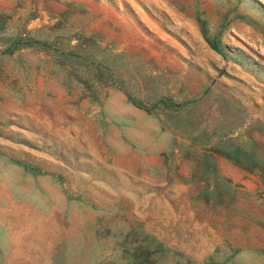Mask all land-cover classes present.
<instances>
[{
  "label": "rangeland",
  "instance_id": "rangeland-1",
  "mask_svg": "<svg viewBox=\"0 0 264 264\" xmlns=\"http://www.w3.org/2000/svg\"><path fill=\"white\" fill-rule=\"evenodd\" d=\"M0 264H264V0H0Z\"/></svg>",
  "mask_w": 264,
  "mask_h": 264
},
{
  "label": "trees",
  "instance_id": "trees-1",
  "mask_svg": "<svg viewBox=\"0 0 264 264\" xmlns=\"http://www.w3.org/2000/svg\"><path fill=\"white\" fill-rule=\"evenodd\" d=\"M205 35V34H204ZM205 41L207 44L210 46V48L215 51L216 53H221V45H220V40L217 38L209 39L205 37ZM40 44V42L32 39L28 40H15L4 52H10L12 47L14 45H23V46H36ZM128 99L131 101V103L139 108H143L140 104H138L134 99H132L130 96H128ZM161 107L165 110L168 111H177L180 109H183L185 106L188 104H191V101H186V102H175L169 97H163L159 101ZM225 154L232 158L233 160H236L243 165H254L255 161L252 159V154L250 152H246L245 150H241L240 148L236 147L231 151H226ZM145 238L148 239L150 236L148 234L145 235ZM151 242L153 245H156L158 249H160L161 244L158 243L154 238L151 239Z\"/></svg>",
  "mask_w": 264,
  "mask_h": 264
}]
</instances>
